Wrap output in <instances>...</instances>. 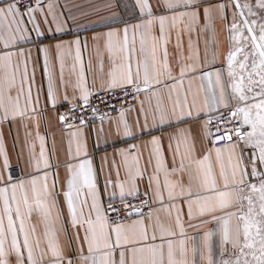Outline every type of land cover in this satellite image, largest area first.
Listing matches in <instances>:
<instances>
[{
  "label": "snow or ice",
  "instance_id": "obj_1",
  "mask_svg": "<svg viewBox=\"0 0 264 264\" xmlns=\"http://www.w3.org/2000/svg\"><path fill=\"white\" fill-rule=\"evenodd\" d=\"M37 12L46 25L51 17L54 32L51 27L47 34L41 30ZM122 12L87 24L76 23L69 15L72 27H68L53 0L46 6L42 0H0V123L32 120L38 128L43 117L44 108L37 112L39 89L33 97L34 68L29 74L35 46L43 54L52 108L60 104L58 86L73 88L71 97L65 92L62 98L69 108L57 118L73 129L69 159L75 161L66 163L67 178L61 188L59 171H49L53 165L45 138L37 131L39 155L29 145L28 159L14 175L0 136V264H13V256L14 264H264V0H134L124 3ZM217 16L227 33L222 60L214 24ZM198 25L201 32L209 33L204 60L198 49L189 55L190 63H184L181 55L177 72L168 59L171 33L176 32L179 47L181 30L190 33ZM90 28L106 29L91 36L98 54L102 42L111 61L100 87L95 81L89 84L81 59L89 37L42 43ZM52 49L59 80L50 58ZM69 57L71 65L66 64ZM66 68L74 82L65 80ZM100 93L109 108H118L117 116L93 103ZM116 93L123 99L113 105L109 97ZM133 100L139 101L138 109ZM130 112L137 113L135 125L127 118ZM69 117L79 123H69ZM96 119L98 128L91 123ZM105 123L109 131L103 145L96 139V151L140 136L149 139L143 141L146 162L140 144L114 148L113 157L120 158L119 164L112 161L115 178L109 171L101 186L88 140L97 132L103 136ZM164 128L173 131L164 133ZM196 137L201 141L199 149ZM101 159L107 161V154ZM146 165L151 166L150 174ZM59 166L57 162L55 167ZM99 172L104 173L103 164ZM145 175L147 183L141 191L139 181ZM34 212L43 225V240L31 223ZM61 234L67 237L68 251L60 242Z\"/></svg>",
  "mask_w": 264,
  "mask_h": 264
},
{
  "label": "crops",
  "instance_id": "obj_2",
  "mask_svg": "<svg viewBox=\"0 0 264 264\" xmlns=\"http://www.w3.org/2000/svg\"><path fill=\"white\" fill-rule=\"evenodd\" d=\"M54 4L56 5L57 12L63 13V17L67 20L68 27H72V21L68 20L69 15L75 17L76 23L80 24H87L90 21L97 20L98 17L108 16L110 13H118L124 15L122 12V5L124 3H133L134 0H53ZM113 3L114 7H105V5L109 3ZM212 3H219L221 0H211ZM48 0H42L43 5H47ZM37 20L40 23L41 30L47 34L48 28L51 27L53 32L55 31V24L51 23V17L49 16V24H45L43 22V18L41 17L40 13L37 12ZM228 18H231V10H227ZM202 16V13H201ZM129 23H134L133 20H129ZM201 24L203 20L201 19ZM215 31H216V39L220 42L218 51L220 53L221 60L223 58V53L227 49V33L224 27V21L217 16L215 21ZM111 27H123V25H111ZM106 31L104 28H90L87 32H80L74 33L70 32L67 35H56L54 39L42 41V43H55V40H71L74 38L75 35H80L81 37L87 36L89 37L88 40V47L85 49L82 46L81 49V59L84 66L85 76L91 85L93 81H95L96 87H100L101 77L107 78V73L109 68L111 67V61L109 58L108 51L103 47V43L101 42L100 52L96 51L93 47V41L91 40V36L93 32H103ZM209 33L207 31L201 32L199 25L196 29L192 32H186L183 29L181 30L180 34V46H177L176 40V32L173 31L169 38V42L167 44L168 50V59L172 66L177 70L179 69V65L181 63L180 57L183 55V62L190 63L191 61L188 59L189 55H195L196 49L199 50V57L201 62H203L205 57V40L208 38ZM189 38H191L193 42V46L189 48ZM132 39V33L129 32V40ZM23 47L27 48L29 45H22ZM213 50H216L217 45H212ZM136 49L137 55H139V38H136ZM50 58L52 63L55 66L57 80H59V64L55 57V50L52 49L50 51ZM103 60V68L100 67V61ZM31 60L32 63L29 65V74L31 75L33 72V68L35 70V84L33 86V97L35 98L37 95V89L40 90L39 92V99L40 104L38 106L37 112L39 114V108H44L43 117H41L38 121V128L37 123L33 122L32 120H27L26 123H21L20 120L12 121V122H3L0 123V136H2L4 148L7 152L9 157L11 171L14 175L17 174L18 168L24 166V162L28 159L29 156V145H34V150L36 155H39L40 151V140L37 138V131H39L40 135L45 138V150L46 154L50 158V162L53 165V168L49 171H59L60 174V187L63 188L65 185V181L67 178V171H66V163L68 162H75L74 160L69 159V141L72 140L71 132L73 129H69L64 127L60 123L57 118V109L61 105L68 104L67 102L63 101V95L65 92L69 97L73 95V88L71 85H66L64 87L58 86V98L60 99V104L57 108L53 109L51 104L47 101V83L43 76V54L38 51L35 46H32L31 50ZM72 59L69 57L66 60L67 65H71ZM89 63L91 68L89 69ZM65 80H72L75 81V76H70L68 69H65ZM185 86H187V81L185 80ZM140 99H144L143 94L141 95ZM132 103L139 108V101L133 100ZM153 103L155 101L153 100ZM148 102L145 101V107H147ZM127 104L124 105L127 108ZM112 116L118 115V109L111 112ZM137 117L136 112H130L127 114V118L130 122L135 125V120ZM141 125L143 124V116L139 117ZM203 119V117H201ZM151 122V121H149ZM92 124H95L97 128L99 127L100 121L99 119L92 120ZM195 125L198 122H190ZM186 125H175L174 127H184ZM85 131L87 132L88 129L86 128ZM109 131V125L105 123V134L101 136L98 132L92 135L88 140V151L89 154L92 155L93 159V166L97 170L98 179L102 186L104 175H107L109 171H111L113 179L115 178V168L112 165L113 159L116 160V163H120L119 156L113 157V149L120 148V147H127L130 144H140L141 151L144 155V161L147 160V149L143 145V141L149 139L148 136H140L136 139H127L124 140L122 143L117 144H109L108 147H100L98 151L94 149V144L96 139L99 138V143L101 145L105 142V137ZM161 131L164 133L173 131L172 128H164ZM193 132H196L195 127H193ZM152 135H160L161 132H153ZM112 137H108L111 139ZM197 139V148L201 146V141L198 137ZM163 146L165 148V152L167 155V137L165 136L163 140ZM76 145L73 142L71 144V151L75 153ZM107 154V161H103L101 157ZM59 162V168L57 169L55 166ZM3 158L0 157V167H2ZM104 166V173L100 174L99 170L101 165ZM147 173H151V166H147ZM27 171V169H26ZM121 176H123V170H121ZM147 175L144 176L142 180L139 181V186L141 191L145 189V185L147 183ZM51 176L49 177V183H51ZM61 202H63V196L60 197ZM187 209L185 207V213ZM64 212L67 215V208L64 205ZM163 215V214H162ZM133 219L135 217H132ZM185 220L187 222V217L185 216ZM31 223L36 224L37 226V233L41 236L43 240V225L40 223V216L37 213H33L31 217ZM211 227V225H209ZM190 232H197L202 231L201 229H190ZM71 232V229H69ZM60 242L62 245L65 246V250L68 251L67 248V237L64 234L60 235ZM46 243V242H45ZM13 264L15 261V257H12Z\"/></svg>",
  "mask_w": 264,
  "mask_h": 264
},
{
  "label": "built area",
  "instance_id": "obj_3",
  "mask_svg": "<svg viewBox=\"0 0 264 264\" xmlns=\"http://www.w3.org/2000/svg\"><path fill=\"white\" fill-rule=\"evenodd\" d=\"M25 2L34 3L35 0H25ZM102 97H103V93H100V94H98L97 96H95L93 98V103H99L101 111H109L111 113V112H113V111L118 109V108H109L108 107V102L103 100ZM109 99L111 100L113 105H118L120 103V101L123 99V97L120 96L119 93H116L113 96H110ZM129 99H131V97H129ZM68 108H69V104L61 105V106L58 107L57 112L58 113L59 112H63V111H65ZM75 111H76L77 114L79 113V109H76ZM85 115L86 116H90L91 114L90 113H85ZM68 122L69 123H77V124L79 123L78 120L73 122L71 120V117L68 118ZM141 198H143V197H141ZM145 211H147V209H145Z\"/></svg>",
  "mask_w": 264,
  "mask_h": 264
}]
</instances>
